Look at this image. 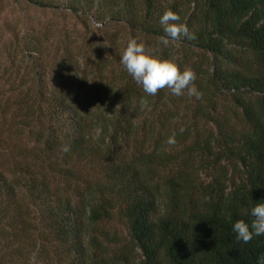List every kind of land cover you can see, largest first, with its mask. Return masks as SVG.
<instances>
[{
  "label": "trees",
  "instance_id": "obj_1",
  "mask_svg": "<svg viewBox=\"0 0 264 264\" xmlns=\"http://www.w3.org/2000/svg\"><path fill=\"white\" fill-rule=\"evenodd\" d=\"M14 1L83 31L0 55V264H257L264 235L232 225L264 202V0ZM166 10L196 38L167 37ZM131 39L191 68L201 99L144 93Z\"/></svg>",
  "mask_w": 264,
  "mask_h": 264
},
{
  "label": "clouds",
  "instance_id": "obj_2",
  "mask_svg": "<svg viewBox=\"0 0 264 264\" xmlns=\"http://www.w3.org/2000/svg\"><path fill=\"white\" fill-rule=\"evenodd\" d=\"M160 24L164 33L171 39H179L181 35L189 40L196 37L190 33L187 26L180 22V16L171 10H166L160 17ZM161 44L167 45L168 40L162 39ZM120 63L127 73L142 86L143 92L155 96L160 89L168 88L174 96H181L187 90L189 96L201 99L202 93L195 87L196 74L191 68L180 70L178 65L171 60L162 59L154 49H148L143 43L131 39L120 57ZM184 131L183 128L180 129ZM175 133L170 136L167 143L175 144ZM63 151H69V145L63 146ZM264 201V200H262ZM251 223L237 220L232 225L236 239L248 243L253 236L264 235V202L257 203L250 209ZM257 264H264V255L257 257Z\"/></svg>",
  "mask_w": 264,
  "mask_h": 264
},
{
  "label": "rangeland",
  "instance_id": "obj_3",
  "mask_svg": "<svg viewBox=\"0 0 264 264\" xmlns=\"http://www.w3.org/2000/svg\"><path fill=\"white\" fill-rule=\"evenodd\" d=\"M90 23L92 28L100 25L93 20H90ZM47 24H49L48 28L58 27L63 31L67 30L74 37H79L83 31L82 24L67 12L42 9L32 6L26 1L0 0V55H23L22 37L34 28L45 30L44 26ZM112 27L118 28L115 25ZM15 32L20 33V46L16 45L18 40L15 38ZM91 37L95 38L92 34ZM124 43L125 40L122 44Z\"/></svg>",
  "mask_w": 264,
  "mask_h": 264
}]
</instances>
